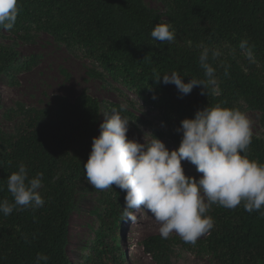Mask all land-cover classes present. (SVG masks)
<instances>
[{
	"label": "trees",
	"instance_id": "trees-1",
	"mask_svg": "<svg viewBox=\"0 0 264 264\" xmlns=\"http://www.w3.org/2000/svg\"><path fill=\"white\" fill-rule=\"evenodd\" d=\"M166 12L147 9L141 0H18V16L11 31L45 33L56 43L78 49L92 63L132 92L146 107L155 108L158 124H145L157 138L178 149L185 118L197 110L222 103L240 108L244 102L262 113L264 128V0H164ZM166 18V22L164 21ZM157 23H170L175 30L171 43L155 41ZM1 31V30H0ZM242 39L253 45L256 63L247 61L239 48ZM219 47L224 55L210 61L216 69L218 94H202V86L181 96L174 84L164 85L162 74L177 71L187 83L206 79L199 64L201 46ZM230 50H234L230 54ZM18 52L0 46V79L5 74L29 70L35 59L20 63ZM161 74V82L155 81ZM187 75V76H185ZM119 105L105 103L85 92L73 101L57 96L54 105L31 108L16 122L15 133L0 128V199L12 202L7 177L24 163L29 176L43 173L40 193L45 205L39 209L0 213V264H36L37 254L48 257L40 264H71L68 260L69 221L75 199L84 188L85 172L73 148L92 139L102 114ZM121 115L134 116L127 110ZM5 116L16 119L13 111ZM248 155L264 163V140L252 136ZM58 177V179H57ZM107 200H100L96 213L101 235L82 264H122L119 223L125 192L113 185ZM264 212V209L261 210ZM249 213L243 206L229 210L213 205L209 215L214 228L195 245L177 236L154 235L140 246L154 264H172L175 248L193 251L212 264H264V214Z\"/></svg>",
	"mask_w": 264,
	"mask_h": 264
},
{
	"label": "clouds",
	"instance_id": "clouds-1",
	"mask_svg": "<svg viewBox=\"0 0 264 264\" xmlns=\"http://www.w3.org/2000/svg\"><path fill=\"white\" fill-rule=\"evenodd\" d=\"M18 12V0H0V30H11ZM151 37L161 43L176 38L170 23H157ZM253 47L247 39L239 43L247 61L255 64ZM223 55L219 47L202 45L199 64L206 79L191 78L185 83L184 76L173 70L162 74V83L174 84L181 96L197 86H202V94L207 96L218 94L216 69L210 61H220ZM220 65L228 75L229 66L223 61ZM154 79L160 83L161 74ZM125 107L121 104L119 109L112 107L104 114L100 134L93 137L83 165L85 179L95 189L104 191L115 185L126 193L125 218L135 222V211L147 210L160 225L161 238L168 239L175 233L185 243L195 245L214 228V219L208 214L213 205L229 210L242 205L249 213L264 209V163L249 158L252 121L245 112L222 103L197 110L194 118L181 121L177 129L182 132L180 145L170 151L154 135L144 143L129 139L130 120L121 115ZM182 161L195 165L199 178L186 175ZM42 181L43 173L29 176L26 165L20 163L18 170L7 177L12 202L0 199V213L8 216L14 210L43 207ZM47 260L46 255L37 254L36 264Z\"/></svg>",
	"mask_w": 264,
	"mask_h": 264
},
{
	"label": "rangeland",
	"instance_id": "rangeland-1",
	"mask_svg": "<svg viewBox=\"0 0 264 264\" xmlns=\"http://www.w3.org/2000/svg\"><path fill=\"white\" fill-rule=\"evenodd\" d=\"M149 9L166 12L164 0H141ZM166 22V18H164ZM0 46L13 47L19 54L21 62L35 59L36 64L29 70L4 74L0 79V128L5 134H14L16 122L21 119L24 112L31 109H41L54 105L57 96L73 101L81 92L105 103L124 104L134 118H128L129 139H136L140 143L150 142L153 131L145 124L146 121L153 125L158 124V111L153 107H146L129 90L118 81L111 78L96 63L89 61L78 49H69L56 43L45 33L28 32V34H15L11 30L0 31ZM241 111L245 112L252 121L253 136L264 140L262 126L263 115L251 109L244 102H240ZM13 111L16 119L10 120L6 112ZM104 114L100 124L104 120ZM99 124V126H100ZM94 137L99 136L100 127ZM145 138V140H144ZM162 140L171 151L176 148ZM92 139L88 140L81 148H73L77 158L84 165L89 157ZM185 174L199 178L195 165L182 161ZM113 193L112 189L99 191L92 187L87 180L84 188L79 190L75 199V209L69 221V249L68 260L71 264H82L84 258L91 252L101 235L100 221L96 213L100 210V200H107ZM137 220L121 217L119 223L120 249L126 253L127 260L122 264H154L151 257L143 251L140 243L147 237L160 235V225L153 219L147 210H137L134 213ZM171 236H177L173 233ZM206 236H201L198 240ZM180 238V237H179ZM181 239V238H180ZM172 264H212L206 257L196 256L193 251L175 248L171 258Z\"/></svg>",
	"mask_w": 264,
	"mask_h": 264
}]
</instances>
